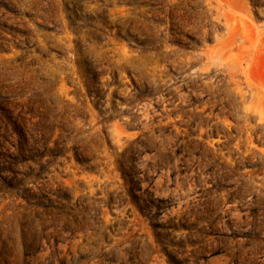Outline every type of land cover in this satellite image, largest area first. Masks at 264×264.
Returning <instances> with one entry per match:
<instances>
[{
  "label": "rangeland",
  "instance_id": "374dc122",
  "mask_svg": "<svg viewBox=\"0 0 264 264\" xmlns=\"http://www.w3.org/2000/svg\"><path fill=\"white\" fill-rule=\"evenodd\" d=\"M0 264H264V0H0Z\"/></svg>",
  "mask_w": 264,
  "mask_h": 264
},
{
  "label": "bare ground",
  "instance_id": "6f19581e",
  "mask_svg": "<svg viewBox=\"0 0 264 264\" xmlns=\"http://www.w3.org/2000/svg\"><path fill=\"white\" fill-rule=\"evenodd\" d=\"M231 11H232V9H231ZM240 13V12H239Z\"/></svg>",
  "mask_w": 264,
  "mask_h": 264
}]
</instances>
